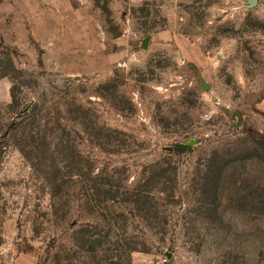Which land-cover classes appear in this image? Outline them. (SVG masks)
Masks as SVG:
<instances>
[{
	"label": "rangeland",
	"instance_id": "rangeland-1",
	"mask_svg": "<svg viewBox=\"0 0 264 264\" xmlns=\"http://www.w3.org/2000/svg\"><path fill=\"white\" fill-rule=\"evenodd\" d=\"M256 2L0 0V52L18 69L0 75V107L16 84L24 105L65 124L91 165L75 156L72 170L94 181L125 167L134 184L160 166L175 191L169 203L160 195L152 218L109 205L122 215L114 222L84 201L64 204L8 148L0 264L22 253L37 264H264V0ZM212 158L219 185L208 177ZM84 183L72 174L65 189L78 196Z\"/></svg>",
	"mask_w": 264,
	"mask_h": 264
},
{
	"label": "trees",
	"instance_id": "trees-1",
	"mask_svg": "<svg viewBox=\"0 0 264 264\" xmlns=\"http://www.w3.org/2000/svg\"><path fill=\"white\" fill-rule=\"evenodd\" d=\"M16 72L18 69L13 55L0 52V75H14ZM18 93L19 90L15 84L11 89V101L5 103L4 108L0 107V156H3L8 148L17 149L21 152L23 159L30 162L37 177H40L50 187L52 195L59 197L64 204H69L73 198L84 201L88 211L99 212L105 219L115 222L116 218L122 215H113L109 205H116L119 202L129 203L133 206L131 213L136 211L141 217L152 218L159 214L158 207L162 203L160 195L165 196L166 203L171 201L170 198L175 193L172 187L173 177L169 175V170L160 168V166H148L134 184L125 183L127 181L123 178L125 167L123 171L115 168L113 174L102 170L101 174L97 175V180H94L95 182L86 174L82 175L78 168L72 170V161L76 156L77 163L81 154L77 146L75 150L71 145L65 124L58 122L50 126L47 117L37 113V105H24ZM54 131L58 133L50 136L49 134ZM106 137L98 134L96 138L101 140L102 148L109 146V141H105ZM110 138L113 139L111 136ZM215 160L212 158L208 161V177L219 185L222 179V167L215 169ZM82 163L85 169L91 170L89 163H85L84 160ZM72 174L87 179L86 184L77 188L78 196L65 189ZM85 232L90 234L89 231ZM75 240L79 243L78 238ZM126 245L130 251L137 249L135 243L134 245L126 243Z\"/></svg>",
	"mask_w": 264,
	"mask_h": 264
},
{
	"label": "water",
	"instance_id": "water-1",
	"mask_svg": "<svg viewBox=\"0 0 264 264\" xmlns=\"http://www.w3.org/2000/svg\"><path fill=\"white\" fill-rule=\"evenodd\" d=\"M257 0H248V2H249V5L250 6H254V5H256V2ZM149 40H150V36H146L143 40H142V44H141V46L143 47V48H147L148 47V42H149ZM210 87V84H208V83H204V89H208ZM195 143V139L194 140H191L190 141V144L189 145H193ZM170 150H172L173 149V147H168ZM175 149H177L178 151H181V152H183V151H185L186 149H187V146H179V147H176Z\"/></svg>",
	"mask_w": 264,
	"mask_h": 264
},
{
	"label": "crops",
	"instance_id": "crops-1",
	"mask_svg": "<svg viewBox=\"0 0 264 264\" xmlns=\"http://www.w3.org/2000/svg\"><path fill=\"white\" fill-rule=\"evenodd\" d=\"M13 264H37V259L29 253H22L15 258Z\"/></svg>",
	"mask_w": 264,
	"mask_h": 264
}]
</instances>
